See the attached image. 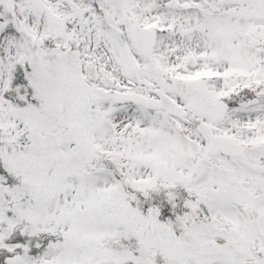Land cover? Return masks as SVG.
<instances>
[{
  "label": "snow or ice",
  "instance_id": "snow-or-ice-1",
  "mask_svg": "<svg viewBox=\"0 0 264 264\" xmlns=\"http://www.w3.org/2000/svg\"><path fill=\"white\" fill-rule=\"evenodd\" d=\"M0 264H264V0H0Z\"/></svg>",
  "mask_w": 264,
  "mask_h": 264
}]
</instances>
